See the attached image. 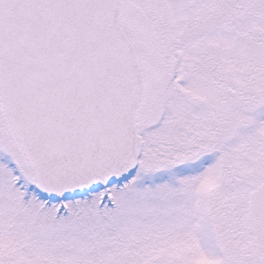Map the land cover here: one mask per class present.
<instances>
[{
	"label": "snow or ice",
	"instance_id": "1",
	"mask_svg": "<svg viewBox=\"0 0 264 264\" xmlns=\"http://www.w3.org/2000/svg\"><path fill=\"white\" fill-rule=\"evenodd\" d=\"M0 264H264V0H0Z\"/></svg>",
	"mask_w": 264,
	"mask_h": 264
}]
</instances>
